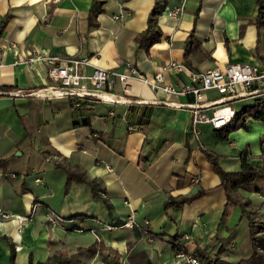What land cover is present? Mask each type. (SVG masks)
Masks as SVG:
<instances>
[{"label":"crops","instance_id":"1","mask_svg":"<svg viewBox=\"0 0 264 264\" xmlns=\"http://www.w3.org/2000/svg\"><path fill=\"white\" fill-rule=\"evenodd\" d=\"M103 1L99 26L92 28L88 17L93 0H0V26L7 20L0 36L6 47L0 88H16L0 96V208L27 218L0 219V264H29L30 258L34 264L71 259L70 264H101L98 254L88 251L74 258L78 249L96 241L117 250L121 264H130L128 255L138 251L146 252L154 264H187L176 259L169 242L173 236H181L190 251L209 250L214 236L227 237V229L241 218L240 209L232 207L230 225L221 223L225 193L200 145L220 156L227 172L241 170L246 146L248 162L263 164V122L249 119L246 129L221 141L209 124L194 125L189 109L170 104H184L188 96L168 97L139 81H131L129 93L115 84L116 94L140 101L133 105L85 103L76 110L68 98L12 94L46 82L44 63L16 64L30 54L87 58L88 72H122L132 62L145 76L162 73L164 84L180 89L191 82L189 71L166 66L185 65L184 44L192 31L207 57H192L195 69L185 65L191 71L231 63L264 66V30L249 22L257 14V0H167L159 18L163 36L149 53L138 49L135 38L146 29L155 0ZM180 6V18L169 16L168 10ZM120 11L127 13L123 21L113 18ZM217 97L210 91L205 99ZM241 102L238 111L255 104L253 99ZM150 106L148 123L140 124L141 113ZM130 126L135 130L129 131ZM34 137L44 144L35 146ZM76 169L101 181L107 192L94 197L86 183L68 185V171ZM201 189V198L165 210L169 197ZM258 193L263 195L260 189ZM49 211L62 221L52 224ZM230 243L239 247V234Z\"/></svg>","mask_w":264,"mask_h":264},{"label":"built area","instance_id":"2","mask_svg":"<svg viewBox=\"0 0 264 264\" xmlns=\"http://www.w3.org/2000/svg\"><path fill=\"white\" fill-rule=\"evenodd\" d=\"M183 11L184 7L180 6L168 10V14L171 17L180 18ZM113 18L123 21L127 18V13L120 11ZM5 52L6 47L0 43V70L4 67ZM38 61L45 64L46 82L43 83L42 87L31 90L28 95L43 99L68 98L76 110H80L85 103L138 104L140 101L120 96L115 93L114 89L116 82H118L122 85L124 93H129L131 81H139L148 85L153 91L162 92L168 97L188 96L190 100L184 104H170L176 108L189 109L193 116L194 125L206 123L213 129L219 130L228 127L236 118L238 110L235 103L245 99L257 101L264 95V66L248 63H231L224 68L215 67L204 72H194L187 69L183 64L173 62L166 68L189 71L191 81L178 89L172 85L164 84L162 73H156L152 77L145 76L138 71L132 62H126L122 72L103 68H95L92 72H88L89 59H76L68 56L30 54L27 60H19L16 64ZM210 91H215L218 97L205 99L206 94ZM12 94L16 96L26 95L22 92ZM144 104L147 105L148 103ZM132 130H135V127L130 126L129 131ZM126 204L129 205V203ZM47 217L54 225L62 221L61 217L53 211H49ZM11 218H18L22 221L27 219L10 215L0 208V219ZM175 257L187 264H201L196 257L190 254L177 253Z\"/></svg>","mask_w":264,"mask_h":264},{"label":"trees","instance_id":"3","mask_svg":"<svg viewBox=\"0 0 264 264\" xmlns=\"http://www.w3.org/2000/svg\"><path fill=\"white\" fill-rule=\"evenodd\" d=\"M167 0H155L154 6L150 11L147 19V26L144 31L139 33L135 42L138 46V49L144 50L149 53L150 49L158 43L162 36V30L159 25V18L166 9ZM105 1L103 0H93L89 17L88 24L89 27H98V16L104 12ZM258 11L256 16L249 20V22L254 23L257 28L261 31L264 30V0H257ZM199 11L196 12L198 16ZM7 20L5 19L2 25L0 26V36L5 29ZM244 26H241V32L243 31ZM200 42L195 36V32L192 31L184 44V63L185 65L194 70L192 57H200L204 59L207 55L200 51ZM15 87L3 86L0 88V96H4L7 92H12L15 90ZM31 90H25L22 93L28 95ZM146 111L141 113L140 124H147L148 120L153 111V107H147ZM22 119V116L20 117ZM253 119L256 121H261L264 123V99H258L255 101L254 105H248L243 107L238 111L236 118L233 122L223 129L216 130L218 139L221 141H226L229 139V135L240 129L247 128V121ZM142 120V121H141ZM200 150L203 152L207 160L212 164L214 171L220 177L221 183L220 186L223 188L225 193V205L222 213V219L227 216V210L229 206L238 207L241 211V220L244 222L249 230V240H250V254L248 257L240 258L237 263L225 261L221 258L222 246L220 249L211 254L209 250L203 249L201 247H196L193 251L188 250L185 244L180 240L181 236L175 235L172 239L169 240L172 245V250L175 254L184 253L190 254L193 257H196L201 264H264V220L260 214V209L255 206L254 201L248 198H245L241 190H251L255 187V184L264 180V157L263 164L261 166L254 167L248 162L250 157V146H246L241 154V170L238 172H227L222 169L219 164L220 156L214 152L204 148L200 145ZM86 183L91 187L94 197H99L102 193H106L105 187L102 186L101 181L98 179L91 178L84 170L76 169L68 171V185L71 182ZM205 194V190L201 189L196 194L189 196H179V197H169L166 201L164 207L168 211L171 208H180L188 203L194 202L195 200L201 198ZM107 207L112 210V205L106 201ZM229 235L226 239L223 240V243H226L229 238H231L236 229H228ZM88 251L91 254H98V257L101 261V264H121L122 255L114 249L107 248L100 241H96L91 247L87 249L80 248L77 253L74 255V258L77 259L83 252ZM15 249H12V263H14ZM70 261L53 260L47 263H38V264H70ZM128 261L130 264H154L148 254L144 251H138L135 253H130L128 255ZM29 264H34L33 259L30 258Z\"/></svg>","mask_w":264,"mask_h":264},{"label":"rangeland","instance_id":"4","mask_svg":"<svg viewBox=\"0 0 264 264\" xmlns=\"http://www.w3.org/2000/svg\"><path fill=\"white\" fill-rule=\"evenodd\" d=\"M240 106H242V102L241 103L238 102L237 104L235 103L236 108H238ZM34 138H35L34 139V145L35 146L36 145L38 146L39 144H44V142H45L40 137H38V138L34 137ZM259 189L261 190V193L263 195H259V193H258ZM241 193L245 198L254 200L255 206H257L260 210L262 209L261 207H263V209H264V200L261 197V196H263V198H264V180L258 181L255 184V187L252 188L251 190H241ZM232 207H235V206H229L228 207L227 216L222 221L223 225H226V223L231 222V219L228 220V216L230 214V210L232 209ZM240 217H241V211H240ZM221 219H222V217H221ZM240 220H241V218H237L235 220V222L231 225V228H228V229H236V232L234 233V235L236 233L239 234V239H241V243L239 244V247L234 248V246H232V244L230 243V241H232V238L234 235L231 238H229L226 243H223V240L226 239L228 236L225 238H222V234L219 233V234L214 236V238L212 239V241L208 245V249H209L211 254H215V252L217 250H219L220 246L223 244L222 253H221V258L223 260L237 263L240 258L248 257V255L250 254V251H251L250 240H249V230H248L247 226L245 225V223L244 222L241 223ZM263 220H264V218H263ZM228 225H230V223Z\"/></svg>","mask_w":264,"mask_h":264}]
</instances>
